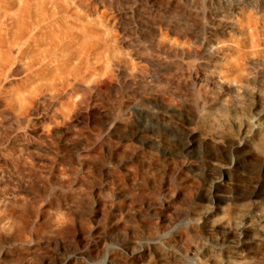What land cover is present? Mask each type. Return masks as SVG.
<instances>
[{
    "label": "rangeland",
    "instance_id": "rangeland-1",
    "mask_svg": "<svg viewBox=\"0 0 264 264\" xmlns=\"http://www.w3.org/2000/svg\"><path fill=\"white\" fill-rule=\"evenodd\" d=\"M1 220L0 264H264V0H0Z\"/></svg>",
    "mask_w": 264,
    "mask_h": 264
},
{
    "label": "bare ground",
    "instance_id": "bare-ground-1",
    "mask_svg": "<svg viewBox=\"0 0 264 264\" xmlns=\"http://www.w3.org/2000/svg\"><path fill=\"white\" fill-rule=\"evenodd\" d=\"M214 157H216V156H214ZM215 160H213V158H212V159H209L208 161H206L204 164L205 165L204 169L195 167L196 164L192 165L194 167L190 166L191 167L190 170L193 172V174L197 173L202 184H205L206 181L208 180V178L210 177V173H209L208 169L211 170V169L216 168L219 170V173L221 171V173L224 174V172H225L224 169ZM200 165H198V166L200 167ZM221 186H222V183H220V181H214L213 184L211 185V188H210L211 194L212 193L215 194L220 189ZM7 223H8V221H5V220L0 221V227L3 229V232H4V229H5V226ZM109 228L110 227H108L107 229H104L101 227L96 228L95 230L92 231L93 236L91 237V239H87L86 238L87 236L85 233L79 234L77 236V239H78L77 241H74L72 239H67V237L66 238L65 237H62V238L58 237V238H54L51 241H49L48 239H46L44 237H30L29 239L20 240L19 242H16V243L12 242L13 244H11V246L15 249L14 250L15 253H17L16 257L20 261L26 262L27 264H43L44 263V257L47 256L46 252H48V251L49 252L52 251V255H55L56 259H60L59 257L62 255L61 254L62 252H65V253L77 252V253H75L76 257L78 255L81 258H83L82 256H85L84 258L90 259V258H93V257L99 255L103 251L105 243L108 242L109 239L111 238V234L113 233V231L111 228L110 229ZM250 231H249V229L248 230L247 229H241L239 237L236 239V241H238L239 243L240 242L242 243L244 241L249 240L250 239ZM236 236H238V235H236ZM78 245H79L80 249L77 248ZM3 255L4 256L7 255V251H5L3 253ZM75 260H76V258L74 256L72 258L66 259L64 261V264H73V262H75ZM110 260L107 261L108 264H115V261H113V260L110 261ZM117 264H119V263H117Z\"/></svg>",
    "mask_w": 264,
    "mask_h": 264
}]
</instances>
